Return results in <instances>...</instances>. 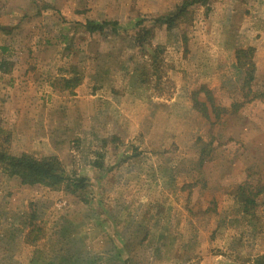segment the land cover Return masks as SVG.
<instances>
[{
    "label": "rangeland",
    "instance_id": "rangeland-1",
    "mask_svg": "<svg viewBox=\"0 0 264 264\" xmlns=\"http://www.w3.org/2000/svg\"><path fill=\"white\" fill-rule=\"evenodd\" d=\"M7 3L21 14L0 31V150L56 156L85 187L22 185L0 167V264H255L264 0H211L171 31L153 21L180 0H0V11ZM87 21L118 32L89 36ZM139 29L153 33L144 51L163 48L159 76ZM248 47L249 95L235 59Z\"/></svg>",
    "mask_w": 264,
    "mask_h": 264
},
{
    "label": "trees",
    "instance_id": "trees-1",
    "mask_svg": "<svg viewBox=\"0 0 264 264\" xmlns=\"http://www.w3.org/2000/svg\"><path fill=\"white\" fill-rule=\"evenodd\" d=\"M210 1L211 0H180V3L175 7L174 13L161 15L153 21V24L162 25L167 31H171L179 25L181 20H183L194 7H207ZM143 24L144 21L137 22L136 28L143 26ZM116 26L115 22L87 21L84 24V30L89 36L102 35L107 31L117 34L118 31ZM6 30L7 29L0 27V31ZM134 36L133 40L136 48H140V50L147 53L153 75L159 76V68L162 64V60H159L158 57L163 54V48L160 46H154L150 52L144 51L146 50L144 47H149L150 44L152 46L151 41L153 33L150 29H139L135 32ZM253 52L254 49L252 47L235 51L236 66L244 73L241 89L246 90L248 95L250 94L252 83L255 80ZM141 66L143 67L142 64ZM0 69H3V65H1ZM142 72L144 73V76H146L145 74L147 71L144 72L142 69ZM64 83L66 88L71 87V89H74L79 85V81L76 79H67ZM261 95L262 92L257 96L262 97ZM209 99L210 98L208 97V100ZM201 106H203V108L205 107L204 104H201ZM201 112L205 116H208V113H206L207 107L206 109H202ZM219 115V112L215 113L216 118ZM0 167L5 175L18 179L22 185H41L50 189H65L71 194H76L85 187L84 178H70L65 175V170L56 156H47L41 159H36L25 153L13 156L0 150ZM253 197L254 195L251 193L246 197L243 196V203L245 204L244 211L251 210L249 206L254 205ZM255 264H264V255L258 257L255 260Z\"/></svg>",
    "mask_w": 264,
    "mask_h": 264
},
{
    "label": "crops",
    "instance_id": "crops-1",
    "mask_svg": "<svg viewBox=\"0 0 264 264\" xmlns=\"http://www.w3.org/2000/svg\"><path fill=\"white\" fill-rule=\"evenodd\" d=\"M1 14V18H0V27L2 28H8L9 26H14L11 23L12 18H18L19 14H21V12L15 8V7H11L9 3L6 4V9L0 11ZM22 17V16H20ZM8 19V20H6ZM6 21H8V23H6ZM8 24V25H7Z\"/></svg>",
    "mask_w": 264,
    "mask_h": 264
}]
</instances>
